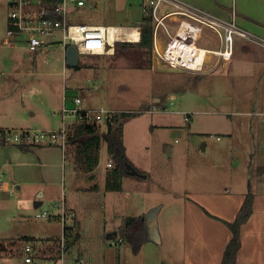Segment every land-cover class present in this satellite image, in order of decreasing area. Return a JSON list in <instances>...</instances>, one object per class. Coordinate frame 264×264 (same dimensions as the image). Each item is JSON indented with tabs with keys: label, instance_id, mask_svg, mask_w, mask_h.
Wrapping results in <instances>:
<instances>
[{
	"label": "rangeland",
	"instance_id": "1",
	"mask_svg": "<svg viewBox=\"0 0 264 264\" xmlns=\"http://www.w3.org/2000/svg\"><path fill=\"white\" fill-rule=\"evenodd\" d=\"M9 1L0 0V125H26L32 127L29 130H39L33 128L50 122L52 128H58L55 122L60 117H53V112L57 113L65 93L69 104L78 96L83 108L130 113L122 120L124 144L130 162L151 173L155 181L153 185L142 180L140 186L148 193L145 213L158 215V234L164 245L182 231V195L186 191H204L208 189L207 181H211V188L226 185L235 191L243 186L246 189L252 182L253 192L257 184L264 182V61L253 50L260 45L235 35L233 58L222 60L204 74L164 65L153 67L152 52L121 48L115 54L116 47L110 59L107 54H81V67L75 68L66 65L61 45L32 53L23 40L4 42L8 36ZM97 1L106 26L131 31L135 23H143L142 9L132 0ZM215 35L205 31L198 46H218ZM216 59L209 56L204 69ZM100 64L110 68L99 73L96 65ZM165 124L174 126L165 128ZM99 127L104 145L101 165L105 169L109 161L105 149L107 124L102 122ZM9 148L1 147V154L6 157L5 149ZM127 176L116 209L132 217L143 211L144 202L142 205V197L125 200L126 191L132 192V174ZM1 196L0 241L13 242L11 249L8 247L13 256L0 258V264H30L25 262L23 249L31 242L24 236L57 237L62 225L57 220L36 218V213L47 208L38 207L36 201L21 206L10 194ZM173 208L174 214L168 211ZM124 233L114 232L109 243L115 246H108L109 252H120L127 264H143L136 262ZM110 234L103 232V240L107 241ZM43 246L36 247L33 255L37 260L32 264H45L44 259L50 258Z\"/></svg>",
	"mask_w": 264,
	"mask_h": 264
},
{
	"label": "crops",
	"instance_id": "2",
	"mask_svg": "<svg viewBox=\"0 0 264 264\" xmlns=\"http://www.w3.org/2000/svg\"><path fill=\"white\" fill-rule=\"evenodd\" d=\"M181 1L218 18L235 20L241 29L264 40V0ZM95 3L91 10L72 18V20L104 25L100 15L102 12H100L99 2L96 0ZM169 8H171L169 5L163 6L162 13L168 12V10L163 9ZM135 24L132 29L141 26L142 23ZM112 27L124 29L121 26ZM163 34L161 32V37L159 36L162 46L165 44ZM17 39L25 42L23 38H10L9 35L4 42L9 44V42H15ZM253 50L259 55V59L264 61V47L258 46L253 48ZM234 54L233 48L231 59ZM107 55V59H110V56L112 57L114 54ZM197 59L203 62L206 57ZM105 67L110 68L102 64L96 65V71L101 73ZM211 70H207L204 73ZM65 96H67L66 93L63 96L62 105L58 107L57 113L56 110L53 112V117L57 115L60 117L59 121L55 122L59 127L62 124L59 112L63 107ZM52 126L53 124L51 125L49 122L48 125L41 124L33 129H57L52 128ZM170 126L174 125L165 124L163 127L168 128ZM5 128L29 129L32 127L26 125L20 127L0 125V129ZM74 129L75 125L71 127L69 141L65 147L58 145L25 144L14 146L0 144L3 148L10 147L5 149L6 157L0 152L1 197H3V193H8L21 206H30L31 203L33 205L36 201L35 203L38 207H47L45 210H59L60 207L64 206L69 213L73 214L71 219L67 220V225H74L73 234L74 236L77 234L79 239L69 249H64L63 254L60 245L65 228L58 218L47 221L57 220L61 223L63 229L60 236L46 237L44 239L24 236L31 239L29 242L33 243L34 254L37 252L36 247L42 244L46 253H50V258L44 259L45 264H127L120 252H109L108 249V246H115V243H109L112 236H114V232L124 233L122 228L125 226L124 221L128 217V215L125 213L121 214L116 209V205L120 203L119 197L122 190H124V184H122L121 190H109L106 188L107 173L118 167V164L109 154L106 143L105 149L109 161L106 163L105 169L102 167L101 158L104 145L101 138L98 165L92 171L87 170L84 163L79 160L82 156H79L81 147L79 139L73 138ZM105 133H107V130H105ZM125 148L127 155V147L125 146ZM128 161L130 162L129 158ZM109 164L112 165L109 166ZM130 166L138 174H132V188L128 187L132 192L130 190L126 191L125 200L132 198L133 201L142 197V205L144 202L143 211L132 215V217L144 218L143 230L139 232L137 225L130 230L132 234L143 236V238H138L135 242V246H139V248L134 251L133 244L128 242L129 246H132L136 262H143V264H161L162 261L164 262L163 264H221L223 253L232 236L225 221L230 222L235 219L246 194L250 190L252 192V182L247 183L246 189L243 186L238 191H235L226 185L218 189L215 187L211 188L212 182L207 181L208 189L204 191L202 189L186 191L182 195L185 198L182 203V215L180 217L182 220L184 218L182 231L181 233L177 232V236L171 237V243L164 245L161 235L159 236L158 234V226L160 224L158 215L156 213L153 215L145 213L148 193L146 189H142L140 186V181L142 180L151 181L153 185L155 181L152 180L151 173L141 170L134 162H130ZM128 180V176H125L121 182ZM159 185H162V182H159ZM162 188L164 187L162 186ZM253 193L255 195L253 214L241 227V247L237 254L236 264H264V182L257 184ZM168 211H171L172 214L175 213L174 208L168 209ZM38 213L35 214V217ZM116 216H118V220L115 223ZM107 231L111 232V234L105 238L107 240L105 241L103 240L105 235L103 236L102 234ZM87 239L89 240L87 241ZM59 248L61 255L57 257L59 254H56V252L59 251Z\"/></svg>",
	"mask_w": 264,
	"mask_h": 264
},
{
	"label": "built area",
	"instance_id": "3",
	"mask_svg": "<svg viewBox=\"0 0 264 264\" xmlns=\"http://www.w3.org/2000/svg\"><path fill=\"white\" fill-rule=\"evenodd\" d=\"M96 0H11L8 18V35L10 38H23L30 52L50 50L54 45H61L64 52L68 46H75L79 55L113 54L115 44L120 41L138 42L141 37V27L126 31L117 27L102 24L74 21L72 18L88 12L95 5ZM142 9L144 18H151L154 23L152 66L162 65L177 69L181 72L204 73L214 69L222 60L231 59L233 53L234 36L240 35L250 38L253 42L264 47V40L251 35L241 29L235 20L218 18L206 11L196 8L181 0H132ZM169 5L171 11L162 13V7ZM163 30V31H162ZM214 32L219 45L214 48L198 46L204 32ZM165 40L160 43V34ZM138 40H135V36ZM160 36V37H159ZM176 44L187 48H204L207 58L203 62L197 59L195 51L189 59L180 57L175 49ZM192 51V49H190ZM177 53L176 56L170 53ZM216 57L211 67L205 68L208 57ZM155 59V60H154ZM157 61V62H156ZM157 63V66H156ZM116 110L83 108L78 96L68 103L64 97V104L59 115L62 124L57 129H0V140L13 145H49L65 147L69 141L71 127L76 124H108ZM112 164H109L111 166ZM37 218L54 220L58 218L64 228L74 229V225H67L72 214L62 206L59 210L51 209L40 212ZM65 232L61 242L64 253ZM25 262L34 263L33 243L24 247Z\"/></svg>",
	"mask_w": 264,
	"mask_h": 264
},
{
	"label": "trees",
	"instance_id": "4",
	"mask_svg": "<svg viewBox=\"0 0 264 264\" xmlns=\"http://www.w3.org/2000/svg\"><path fill=\"white\" fill-rule=\"evenodd\" d=\"M141 38L138 42L121 41L115 44L116 51L119 52L121 48H136L138 51L151 54L153 47V33L154 23L151 18H143L141 24ZM120 46V47H119ZM80 63L77 68L80 67ZM133 114V113H132ZM130 113L116 112L107 124V147L108 152L118 164V167L110 170L107 173L106 188L109 190H121L122 179L130 175L129 161L126 155V148L124 145V126L123 118L129 116ZM100 125L97 124H76L74 129L73 138L79 139V145L81 147L79 151L80 161L84 163L87 170L92 171L99 162V148L101 144V135L99 133ZM0 144H5L0 140ZM255 195L253 192L248 191L240 207L235 219L233 221H225L231 231V239L227 244L223 253L221 264H236L237 254L241 247V227L245 224L253 214V204ZM144 218L143 217H127L125 220V235L128 238V242L133 244V249L136 251L139 246H135V242L138 238H143L142 235L130 234V230L137 225L138 231L142 232ZM65 245L64 249L67 250L73 246L79 239L76 234L74 236V229L65 228ZM143 234V233H142ZM24 240H31L28 237H24ZM34 242V241H32ZM13 242L3 243L0 241V258L13 256L10 251V246ZM10 249H9V248ZM61 255V250L56 252ZM55 257V258H57Z\"/></svg>",
	"mask_w": 264,
	"mask_h": 264
},
{
	"label": "bare ground",
	"instance_id": "5",
	"mask_svg": "<svg viewBox=\"0 0 264 264\" xmlns=\"http://www.w3.org/2000/svg\"><path fill=\"white\" fill-rule=\"evenodd\" d=\"M123 28V27H122ZM127 28V27H126ZM124 30V29H123ZM135 40H138V36L136 35L135 36ZM175 46V49L179 52L180 54V57H183V59H189L190 56L192 55L193 53V50L195 51V54L197 56V58H204V57H207V51L204 50V48H201V49H198L196 47H192V48H187L186 46H182V45H179V44H176L174 45ZM192 49V51L190 50ZM170 55L172 56H176L177 53H173L171 52Z\"/></svg>",
	"mask_w": 264,
	"mask_h": 264
},
{
	"label": "water",
	"instance_id": "6",
	"mask_svg": "<svg viewBox=\"0 0 264 264\" xmlns=\"http://www.w3.org/2000/svg\"><path fill=\"white\" fill-rule=\"evenodd\" d=\"M65 59L67 65L70 67H77L79 65L80 55L75 46L72 45L68 46L65 53ZM130 168H131V172H130L131 174H138V172L132 166H130Z\"/></svg>",
	"mask_w": 264,
	"mask_h": 264
}]
</instances>
